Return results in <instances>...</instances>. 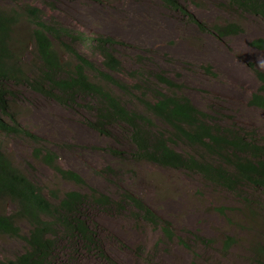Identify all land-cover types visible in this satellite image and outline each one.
I'll use <instances>...</instances> for the list:
<instances>
[{
  "label": "rangeland",
  "instance_id": "1",
  "mask_svg": "<svg viewBox=\"0 0 264 264\" xmlns=\"http://www.w3.org/2000/svg\"><path fill=\"white\" fill-rule=\"evenodd\" d=\"M178 1L179 7L165 0H0V6L40 7L45 20L88 38H77L74 47L98 66L103 67V59L95 40L100 36L112 37L113 51L122 62V70L114 74L130 89L124 92L113 84L109 88L130 108L145 112L139 96L154 97L156 91L169 90L189 98L209 114L208 121L241 130L245 136L264 143V109L251 102L256 93H264L261 90L264 83L257 74L264 73V69L256 66L259 59H264V18L239 10L229 0ZM128 9L139 17L144 9L142 20L150 17L148 20L153 19L167 32L153 40L146 34L143 38L139 30L127 33V27L123 28L126 19L121 16ZM229 23L238 24L241 31L225 36L215 29ZM258 41L263 43L262 47L256 44ZM185 50L190 52L189 56ZM64 55L71 58L67 53ZM228 57L232 58L230 62L235 61L229 66L241 71L244 77V81L236 83L240 93L224 86ZM159 75L171 78L177 87L171 90ZM14 96L11 106L22 128L38 136L40 142L24 133L0 130V151L52 199L54 191L92 193L94 189L111 198L107 205L89 202L84 209L100 237L101 250L73 248L61 237L55 264H111L109 259L118 264H257L250 246L258 240V233L250 230V226L253 215L264 218L261 190L244 185L230 192L197 172L137 160L125 125H111V134H103L90 125L94 113L88 97L64 105L26 86L17 87ZM233 97L236 100L230 101ZM4 118L11 121L7 116ZM155 122L156 128L167 131L160 121ZM171 143L185 154L190 153L184 142ZM39 146L45 152H56L60 165L81 174L85 183L64 179L36 158L35 149ZM128 193L169 221L175 236H167L161 224L146 221L125 197ZM13 208L8 200L0 201V212ZM20 225L23 233L28 234V222L22 220ZM227 236L239 240L229 250H225ZM26 247L23 238L0 234V264L17 257Z\"/></svg>",
  "mask_w": 264,
  "mask_h": 264
},
{
  "label": "trees",
  "instance_id": "2",
  "mask_svg": "<svg viewBox=\"0 0 264 264\" xmlns=\"http://www.w3.org/2000/svg\"><path fill=\"white\" fill-rule=\"evenodd\" d=\"M165 1L179 7L178 0ZM229 2L245 13L264 18V0ZM41 13L40 7L29 4L13 9L0 6V130L24 133L40 142L38 136L22 128L11 106L17 87H30L64 105L88 97L94 113L90 125L103 134H111L109 127L113 124L125 125L135 146L133 155L137 160L197 172L205 180L230 192H236L244 185L256 187L259 182L264 183V143L245 136L241 130H231L208 121L209 114L201 111L189 98L169 90L156 91L154 97L139 96L145 112L130 108L109 88L113 84L124 92L130 89V85L114 74L122 70V62L113 51V38L100 36L95 40L103 59V67L98 66L74 47L77 38H88L75 35L67 27L56 26L45 20ZM215 29L225 36L241 31L236 23L217 25ZM256 44L263 46L261 41ZM64 53L71 58L66 59ZM257 74L264 83V73L258 71ZM159 78L171 90L177 87L171 78L162 75ZM251 102L264 109V93H256ZM156 120L167 127V131L156 128ZM174 140L184 142L190 153L185 154L174 147L171 143ZM112 151L120 154L117 150ZM35 157L64 179L85 183L81 174L60 165L56 152H45L39 146L35 149ZM53 194L52 199L6 153L0 151V201L8 200L14 205L12 211L0 212V234L21 237L27 243L23 253L1 264H55L61 237L73 248L101 250L100 237L84 209L89 202L107 205L111 198L95 189L92 193L68 190L62 194L54 191ZM125 197L135 204L146 221L161 224L167 236H175L170 222L163 220L142 199L131 193ZM219 210L223 213L226 209ZM22 220L30 225L28 234L22 231ZM251 222L255 219L251 218ZM263 236L261 229L256 237ZM238 243L236 237L227 236L225 250ZM250 251L255 263L264 264V243L261 240L254 241ZM109 261L118 264L112 259Z\"/></svg>",
  "mask_w": 264,
  "mask_h": 264
},
{
  "label": "bare ground",
  "instance_id": "3",
  "mask_svg": "<svg viewBox=\"0 0 264 264\" xmlns=\"http://www.w3.org/2000/svg\"><path fill=\"white\" fill-rule=\"evenodd\" d=\"M147 2V1H146ZM148 4V3H147ZM132 6V5H131ZM146 6V5H145ZM143 7H144V5H143ZM144 9H145V7H144ZM143 9V10H144ZM150 9V8H149ZM129 10V9H128ZM143 10H142V12H143ZM145 10H147V9H145ZM142 12H141V17H139V16H137V15H135V14H132L131 12H130V10L128 11V12H126L124 15H122L121 16V19H124V21H125V19H126V21L124 22V25H123V28H126L127 27V33H130L131 31H133L132 33L133 34H135L134 33V31L135 30H139L138 32L141 34V36L144 38V35L146 34V37L147 36H150L149 37V40L150 39H156L157 37H161L162 36V34L166 31V30H163L162 28H159V25L157 24V23H154V20L152 19V21L151 20H148L149 18H147V19H145V20H142L143 18H144V15L142 14ZM147 12H148V10H147ZM72 15V14H71ZM130 15V16H129ZM129 16V17H128ZM128 20V21H127ZM151 25H153V26H151ZM154 25L156 26V27H154ZM159 31V33L158 34H155V31ZM167 32V31H166ZM154 37H156V38H154ZM145 39H148V38H145ZM148 40V41H149ZM147 42V41H146ZM208 44V43H207ZM214 45H216V44H214ZM213 45V46H214ZM179 46V45H178ZM208 46V45H207ZM206 45H205V47H207ZM180 47V46H179ZM204 47V46H203ZM204 47V48H205ZM211 47V46H210ZM183 49H184V47H182ZM187 48V47H186ZM190 49H191V47H189ZM209 47H207V49H208ZM215 49V48H214ZM214 49H212V50H214ZM187 50V49H186ZM185 50V53L187 52ZM192 50V49H191ZM201 50V49H200ZM200 50H199V52L198 53H201L200 52ZM209 50H211V49H209ZM203 51H205V53H206V50H203ZM218 51V50H217ZM221 51V50H220ZM225 51V50H224ZM224 51H222V53L224 52ZM211 52V51H210ZM226 53H227V51H225ZM185 53H183V55L185 54ZM188 53H190L189 51H188ZM188 53H186L187 55H188ZM194 53H195V51H194ZM197 53V54H198ZM219 52H217V54H218ZM193 56L195 55V54H193V51H192V53H191ZM196 54V55H197ZM202 54H203V52H202ZM206 54H208V52L206 53ZM216 53L214 52V54L213 55H215ZM229 54V53H228ZM183 55H181V56H183ZM190 55V54H189ZM188 55V56H189ZM205 55V54H204ZM204 55H203V57H204ZM219 56H220V54H218ZM193 56H190V57H192V60H193ZM199 56H202V55H200L199 54ZM209 56V55H208ZM207 56V57H208ZM216 56V55H215ZM214 56V58H216ZM196 57V56H195ZM207 57H205L204 59H207ZM231 57V56H230ZM197 58V57H196ZM209 58H211V57H209ZM220 58V57H219ZM229 58V57H228ZM199 59H203V58H199ZM225 59V58H224ZM232 59V58H231ZM231 59L229 58V59H226L227 61H226V63H225V69H224V71H225V77H224V79H225V82L226 83H224V86H225V88L226 89H228V90H235V92H239V90H240V88L238 89V85H236V83L238 82V81H244V77H243V75H242V73H241V71H238L237 69L235 70V69H233V68H231L230 66H229V64H234L235 63V61H232V62H230L231 61ZM197 60V59H196ZM222 60H223V58H222ZM218 61H220V60H218ZM220 63H222L221 61H220ZM198 79V78H197ZM201 81V80H200ZM203 81V80H202ZM223 82H224V80H223ZM221 86H222V84H221ZM241 86V85H240ZM236 87H237V89H236ZM220 90V89H219ZM215 91V90H214ZM222 92V91H221ZM240 93V92H239ZM212 94V93H211ZM224 94V93H223ZM209 97V96H208ZM207 97V98H208ZM235 98V99H234ZM224 99V98H223ZM229 99V98H228ZM228 99H226V100H228ZM232 100H236V97H233V99H230V101H232ZM240 100V99H239ZM49 120V119H48ZM47 127V126H46Z\"/></svg>",
  "mask_w": 264,
  "mask_h": 264
},
{
  "label": "clouds",
  "instance_id": "4",
  "mask_svg": "<svg viewBox=\"0 0 264 264\" xmlns=\"http://www.w3.org/2000/svg\"><path fill=\"white\" fill-rule=\"evenodd\" d=\"M256 66L260 69H264V59H259L257 61ZM252 188H258L259 190H261L260 194L262 196V201L264 202V183L263 182H259L258 185H256V187L252 186ZM257 205L259 206L257 210H260L261 208V203H257ZM252 213H255L252 211ZM255 222L251 223L252 226H250V230L255 231L257 233L260 232V230L262 229V231H264V218L261 219V215H253ZM254 227V228H253ZM258 240H261L262 243H264V236Z\"/></svg>",
  "mask_w": 264,
  "mask_h": 264
}]
</instances>
